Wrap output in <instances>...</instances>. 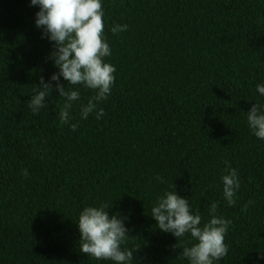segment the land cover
<instances>
[{
	"label": "trees",
	"instance_id": "1",
	"mask_svg": "<svg viewBox=\"0 0 264 264\" xmlns=\"http://www.w3.org/2000/svg\"><path fill=\"white\" fill-rule=\"evenodd\" d=\"M38 10L0 0V264H112L80 252L78 214L101 203L128 218L133 264H188L179 254L190 238L150 216L165 190L187 197L202 223L218 203L231 221L219 264H264V140L246 121L264 104V0H104L115 81L99 120L79 116L95 93L68 85L81 93L76 131L60 123L55 90L38 115L28 107L41 75L56 71ZM229 165L241 183L231 207L220 184Z\"/></svg>",
	"mask_w": 264,
	"mask_h": 264
},
{
	"label": "clouds",
	"instance_id": "2",
	"mask_svg": "<svg viewBox=\"0 0 264 264\" xmlns=\"http://www.w3.org/2000/svg\"><path fill=\"white\" fill-rule=\"evenodd\" d=\"M104 0H29V7L39 10L35 13L34 26L41 31V38L52 45L47 59L56 69L47 79L41 75L39 86L34 89L28 107L38 115L50 94L55 90L64 102L59 111V121L76 131L79 121L71 123L74 102H79L78 88L81 86L95 94L86 104L80 103L81 120L95 114L97 120L104 116L99 104L106 101L112 92L116 68L106 58L112 54L104 35ZM128 26L115 25L110 31L119 34ZM67 82V86L61 83ZM255 91L264 97V83H257ZM250 133L264 140V104L254 103L246 113ZM25 177L27 170L23 171ZM156 179L163 183L162 177ZM222 198L229 207L235 206L241 187L238 171L227 166L220 176ZM112 204L101 203L84 207L78 214L76 225L79 231L80 252L97 261H111L112 264H133L135 248L124 247L130 238L126 226L127 217L120 212L109 215ZM218 203L212 202L208 208L209 219L202 223V216L193 211L189 199L181 197L176 190H165L156 198L150 209V216L156 228L162 233H170L183 243L190 238V246H183L179 258L188 264H219L228 254L225 237L231 221L217 214ZM173 249L177 244L172 246ZM264 258V257H262Z\"/></svg>",
	"mask_w": 264,
	"mask_h": 264
}]
</instances>
